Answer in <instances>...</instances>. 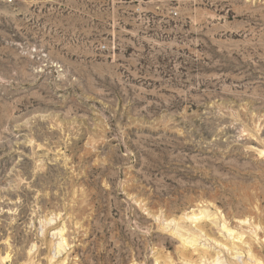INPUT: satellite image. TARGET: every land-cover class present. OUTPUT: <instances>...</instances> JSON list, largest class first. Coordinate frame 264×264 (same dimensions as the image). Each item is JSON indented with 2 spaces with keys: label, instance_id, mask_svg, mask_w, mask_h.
<instances>
[{
  "label": "rangeland",
  "instance_id": "374dc122",
  "mask_svg": "<svg viewBox=\"0 0 264 264\" xmlns=\"http://www.w3.org/2000/svg\"><path fill=\"white\" fill-rule=\"evenodd\" d=\"M263 51L264 0H0L5 264H49L57 226L54 264H208L242 216L264 262Z\"/></svg>",
  "mask_w": 264,
  "mask_h": 264
},
{
  "label": "bare ground",
  "instance_id": "6f19581e",
  "mask_svg": "<svg viewBox=\"0 0 264 264\" xmlns=\"http://www.w3.org/2000/svg\"><path fill=\"white\" fill-rule=\"evenodd\" d=\"M261 40V39H260ZM262 41V40H261ZM263 48V47H262ZM260 50V49H259ZM264 52V51H263ZM261 54H263V53H261ZM253 55V54H252ZM250 62V61H249ZM249 64V63H248ZM261 154L263 153V151L261 150V151H259ZM258 152V153H259ZM72 182V181H71ZM83 193V192H82ZM80 201V200H79ZM218 211V210H217ZM250 212V211H249ZM207 212L205 211V210H203L201 207H199V208H196V209H194V208H192V209H190L189 211H187V212H183V216L190 222V223H192V224H195V226H197V227H199L197 224H201V226L203 225V222L205 221V219L209 216V215H207L206 214ZM242 215V214H241ZM245 216H247V214L245 215ZM53 219V217L51 216L50 218H44V219H41L40 220V222L41 221H43L44 222V224L46 225V224H48L51 220ZM238 219V218H237ZM172 220V219H171ZM171 220H169V221H171ZM246 221H250V220H248L247 218H243V216H242V218H239L238 219V223H239V226L237 225V223L236 224H234V226H229L228 225V222H226V219L225 218H221L220 219V221H219V224H218V226H217V230H216V233L218 234V235H224L225 236V238H224V240L225 239H229L228 240V242H230V243H232V246L230 247V248H227L226 246H224V244L223 243H218V241L216 240V238H210V240L211 241H213L214 242V244H216V245H218L219 247H221V248H225V249H232V248H236V250H235V252H231L230 254H231V257L230 258H220V256L219 255H217V256H213L212 257V259H209V257H211V256H209L208 258H205L206 256V254H207V252L206 251H202V256L204 257V261H206L207 259H209V263L208 264H240L239 262H237L238 261V259L239 258H242V253H243V251H244V249L242 248V247H237L236 246V244L234 243V242H236L237 240L238 241H243V239L245 238H243V235H244V233L246 232L245 231V229L242 227V225L241 224H244ZM42 222V223H43ZM250 224H251V222H250ZM250 224H248V225H250ZM63 225V224H62ZM236 225L239 227V228H237L236 227ZM200 226V227H201ZM41 227H43V224L41 225ZM161 227V229L162 230H165V231H167L172 237H174V238H176L178 241H180V244H181V247L182 248H180L181 249V256H182V258L185 260V258H186V255L188 254H186V252H190V250L188 249L187 251H185L188 247H193L194 245H195V243H196V241H198L197 239H199L198 238V236H197V234L195 233H189V236H187L186 238L185 237H183L182 235H180L181 233L180 232H176V229L175 228H169V226L168 225H162V226H160ZM204 226H202V228H203ZM237 228V230H234V228ZM247 227V226H246ZM249 227V232H251L250 234L251 235H254V236H256L257 235V232H256V228H258V226L257 225H250V226H248ZM63 226L62 227H59L58 228V226L57 227H54V229H56V232H57V234L59 235V242L57 243V247H56V250H54V252L55 253H53V255H51L50 256V253H49V259H48V262H49V264L51 263V264H54V262H51V260H52V258H55L54 256H55V254L56 253H59L60 252V250H62L68 243H67V241H66V239L67 238H65L64 237V233L62 232L63 231ZM201 228V229H202ZM200 229V228H199ZM204 229V228H203ZM253 229V230H252ZM199 232H201V230L199 231ZM183 234V233H182ZM188 234V233H187ZM260 237H258V239H259ZM234 239L236 240V241H234ZM254 239V238H253ZM223 240V241H224ZM251 239H250V242H248V243H251ZM254 241V240H253ZM53 242V241H52ZM224 242H226V241H224ZM253 243V242H252ZM53 245V244H52ZM33 246H34V243H32L28 248H27V255H28V257H29V254H30V252L32 251V248H33ZM254 245H250L249 247H248V249L246 250V254H247V259H248V261H246V263H243V264H264V262L260 259V257H258L257 256V254L260 252L259 250H257V249H255L254 247H253ZM52 247V246H51ZM195 247V246H194ZM191 250H195V249H192L191 248ZM52 251V250H51ZM228 251V250H227ZM190 254V253H189ZM208 255V254H207ZM260 256H261V254H260ZM23 257H24V255H23ZM26 257V256H25ZM24 257V258H25ZM27 257V258H28ZM9 259H10V253H8L7 251H4V253H2V254H0V264H5L6 262H8L9 261ZM30 259V258H29ZM63 259H65V258H63ZM19 260V259H18ZM17 260V261H18ZM29 263V262H28ZM59 264H63L64 263V260H62V261H60V262H58ZM18 264H27L26 262H22V263H18ZM156 264V263H155ZM169 264H171V263H169ZM173 264V263H172Z\"/></svg>",
  "mask_w": 264,
  "mask_h": 264
}]
</instances>
